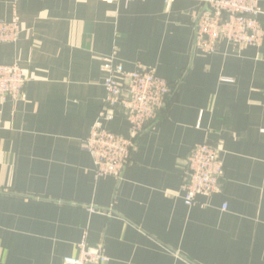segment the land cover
<instances>
[{
    "label": "crops",
    "instance_id": "0c3cea01",
    "mask_svg": "<svg viewBox=\"0 0 264 264\" xmlns=\"http://www.w3.org/2000/svg\"><path fill=\"white\" fill-rule=\"evenodd\" d=\"M202 3L0 0V20L21 28L0 43V63L27 78L24 99L0 102V264H62L83 236L105 264H264V37L199 50ZM111 55L176 86L119 178L96 176L82 147ZM104 124L128 134L121 114ZM199 142L219 149L223 175L188 204L184 161Z\"/></svg>",
    "mask_w": 264,
    "mask_h": 264
},
{
    "label": "built area",
    "instance_id": "2783aa9c",
    "mask_svg": "<svg viewBox=\"0 0 264 264\" xmlns=\"http://www.w3.org/2000/svg\"><path fill=\"white\" fill-rule=\"evenodd\" d=\"M170 2L165 0L166 6ZM258 2L203 0L194 22V46L206 53L215 52L221 41L233 46H259L264 28L259 19ZM20 31L16 16L0 20V43L15 42ZM102 69L105 96L82 147L92 157L96 176L119 178L130 161L137 137L159 122L166 100L176 86L143 64H137L133 70L116 66L112 55L103 58ZM26 80L18 64L0 63V102L7 98L24 99ZM116 114H121L128 122L127 135L105 126ZM222 175L219 149L207 142L195 143L184 161L180 186L184 200L193 204L197 195L210 196L218 190ZM76 249V255L64 256L62 264H105L108 260L102 247L90 244L86 236L76 244Z\"/></svg>",
    "mask_w": 264,
    "mask_h": 264
}]
</instances>
